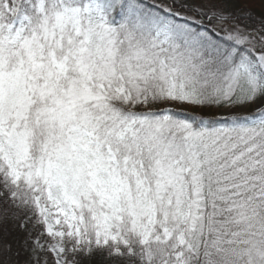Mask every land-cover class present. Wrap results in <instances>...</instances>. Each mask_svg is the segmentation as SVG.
<instances>
[{
	"label": "snow or ice",
	"instance_id": "obj_1",
	"mask_svg": "<svg viewBox=\"0 0 264 264\" xmlns=\"http://www.w3.org/2000/svg\"><path fill=\"white\" fill-rule=\"evenodd\" d=\"M0 0V264H264V0Z\"/></svg>",
	"mask_w": 264,
	"mask_h": 264
},
{
	"label": "rangeland",
	"instance_id": "obj_2",
	"mask_svg": "<svg viewBox=\"0 0 264 264\" xmlns=\"http://www.w3.org/2000/svg\"><path fill=\"white\" fill-rule=\"evenodd\" d=\"M254 7H258V8H260V5H259V3H258V0H254Z\"/></svg>",
	"mask_w": 264,
	"mask_h": 264
},
{
	"label": "trees",
	"instance_id": "obj_3",
	"mask_svg": "<svg viewBox=\"0 0 264 264\" xmlns=\"http://www.w3.org/2000/svg\"><path fill=\"white\" fill-rule=\"evenodd\" d=\"M255 10H256L257 12H259L260 8H258V7H255Z\"/></svg>",
	"mask_w": 264,
	"mask_h": 264
}]
</instances>
